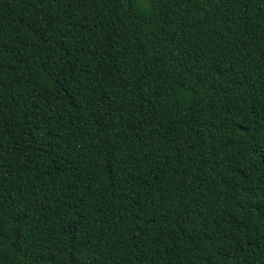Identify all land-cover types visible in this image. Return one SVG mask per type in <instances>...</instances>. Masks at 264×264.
<instances>
[{
  "label": "trees",
  "instance_id": "trees-1",
  "mask_svg": "<svg viewBox=\"0 0 264 264\" xmlns=\"http://www.w3.org/2000/svg\"><path fill=\"white\" fill-rule=\"evenodd\" d=\"M0 264H264V0H0Z\"/></svg>",
  "mask_w": 264,
  "mask_h": 264
}]
</instances>
